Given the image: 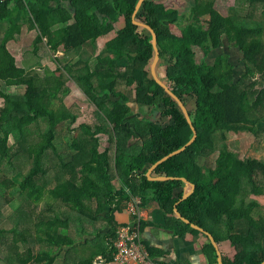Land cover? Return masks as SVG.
<instances>
[{"label": "trees", "instance_id": "trees-1", "mask_svg": "<svg viewBox=\"0 0 264 264\" xmlns=\"http://www.w3.org/2000/svg\"><path fill=\"white\" fill-rule=\"evenodd\" d=\"M228 1L179 0L181 6H168L144 0L136 13L137 21L156 32L164 82L188 108L197 130L188 149L158 164L152 174L195 184L194 193L176 208L218 244L233 248L223 264H261L264 204L258 198H264V159L241 157L229 148L225 133H264V0H233L250 8L245 15L228 14L218 5ZM136 2L0 0V80L26 72L4 39L18 26L16 17L36 31L37 45L50 33L45 46L51 53L68 54L83 46L95 52L102 42L93 66L67 57L66 72L49 70L22 84V92L5 93L8 108L0 105V264H94L99 254L112 259L118 227L125 224L116 222L115 214L131 196H138L141 206L154 202L164 217H173L170 228L176 235L201 234L173 216L182 181H149L145 176L152 164L188 143L193 131L176 101L150 75V34L132 23ZM192 8L200 20L208 18L206 27L187 25L174 36L171 26ZM225 48L242 55L241 69L227 53L211 63L206 60ZM196 50L202 53L200 62ZM69 78L96 107L99 123L93 132L80 125L86 131L59 156L57 128L72 127L79 114L62 104ZM133 104L148 109L144 117L132 113ZM48 151L59 156L57 165L45 164ZM19 174L23 178L18 183ZM12 198L20 207L7 214L13 217L12 226L4 228L1 217ZM86 247L90 251L85 253ZM204 251L209 264H217L209 239Z\"/></svg>", "mask_w": 264, "mask_h": 264}, {"label": "rangeland", "instance_id": "rangeland-1", "mask_svg": "<svg viewBox=\"0 0 264 264\" xmlns=\"http://www.w3.org/2000/svg\"><path fill=\"white\" fill-rule=\"evenodd\" d=\"M164 1L166 5L171 6L172 4H177L179 6L180 2L179 0H160ZM218 5L222 7L223 10H225L226 13L232 14L236 13L238 15H245L250 12V8L245 7L244 9L242 7H238L234 4L233 0H230L223 5L218 2ZM256 12V11H255ZM259 12L255 15L258 16ZM18 21V26H13L8 30L9 33L8 40L6 39V45L8 47V50L12 57L18 61L20 65L26 66L25 69H28L27 72L21 77H10L8 80H0V85L4 86L3 91L0 89V105L4 106L5 108H8V102L7 98L5 96V93L12 90L13 92L20 93L23 91L24 86L22 84L29 82L31 76L35 75L36 73H49V70L54 73H61L62 71L66 72V69L64 67L67 60L72 59L76 61L77 59H81L85 56L83 53L76 51V52H70L68 54H62L61 52L51 53L48 52L47 49L43 46H39L36 43H34L33 38L36 36L35 30L30 31L28 28V25L23 22L19 17H16ZM208 18L200 20L196 13L194 12L193 8L190 10H186L182 15L180 16L179 20L176 22V24L171 26V32L175 36L181 35L183 33V30L187 25H192L195 28H205L207 25ZM50 33L46 34L45 37H43V42L46 43L48 41V38L50 37ZM102 42H97L96 46L101 44ZM38 46V47H36ZM197 52V60L200 62L202 60V53ZM87 53V52H86ZM227 53L233 60L232 62L236 64V66H239L241 69L243 67V64L241 63L242 55L233 48H225L223 51L219 50L217 52H212L210 56L206 59L208 62H212L215 57L219 54ZM103 55H107L109 58H117L118 55L114 53H103ZM57 57V59H56ZM69 59H68V58ZM33 62V63H32ZM82 63L79 62L77 66H81ZM239 69V70H240ZM156 74L160 79H164L163 81H166L165 79V69L163 67L156 68ZM65 85L69 89L68 95L62 99V104L69 108H77L78 111V118L74 125L70 128H67L66 126H59L57 128V150L61 154L65 152H69V147L71 142L74 139L80 138L82 133H84L86 130L83 127H79L80 125L88 126L90 128V131L93 132L95 126L99 123L95 117V111L96 107L91 104L88 100V98L84 97L80 91H76L75 88L78 87V85L72 80L68 79L65 81ZM93 90L95 93H102L98 86H96V81L93 79ZM16 88H13V87ZM76 86V87H75ZM168 86V85H167ZM260 87H264V82L261 83ZM80 88V86H79ZM72 91V92H70ZM126 95L130 96L129 89L125 90ZM95 97L97 98V95L95 94ZM88 101V102H87ZM136 110V114L138 115H145L148 109H139L134 106L133 107ZM137 108V109H136ZM138 110V111H137ZM140 118V117H139ZM152 119L156 122H161L159 120L158 114H153L151 116ZM100 119V118H99ZM163 121V120H162ZM226 135V143L228 144L230 149H233L237 151L241 157L243 158H257V159H264V133H260L259 136H255L248 132H229L225 133ZM100 141L104 142L103 137H100ZM102 147V146H101ZM58 156V157H59ZM58 157L56 154H54L52 151H48L46 153V159L45 164H53L54 166L59 163ZM64 157V156H63ZM62 157V158H63ZM51 174V172H50ZM23 176L22 174H19L15 177L16 182H20L22 180ZM49 179H51V176H49ZM54 180V177H53ZM55 181V180H54ZM42 183V181H40ZM51 184V183H50ZM8 195V194H7ZM9 197V196H6ZM261 202V204H264V198L259 197L258 198ZM12 203L9 204L8 207L4 209L6 211V215H3L1 217L2 220V227L4 228H10L12 226V218H8L7 214L15 211L17 207L20 206L19 201L16 198H12ZM48 199H45L42 201V203L39 204L38 210H42L45 206V203ZM52 199H49L51 202ZM3 211V214H4ZM229 250V247L226 251ZM90 250H86V252H89ZM85 252V253H86ZM84 253V254H85ZM231 254L234 253L233 249L230 252ZM30 264H40L38 262H31Z\"/></svg>", "mask_w": 264, "mask_h": 264}, {"label": "crops", "instance_id": "crops-1", "mask_svg": "<svg viewBox=\"0 0 264 264\" xmlns=\"http://www.w3.org/2000/svg\"><path fill=\"white\" fill-rule=\"evenodd\" d=\"M30 31H33V30H30ZM4 39L8 40V37L6 38L4 36ZM35 39H36V36L33 38L34 43H35ZM42 40H44V39H42ZM101 44L97 45L98 48L96 49L95 52H93V48L91 46H83V48L78 50L79 52L83 53V55H85L81 60H88L89 63L91 64V66H93L94 61H95L94 56L99 51L102 50ZM39 46H43L46 48L44 43L39 44ZM36 47H38V46H36ZM7 49H8V47H7ZM230 61L231 62L233 61L231 59V57H230ZM16 63L18 66L26 68V66L20 65L17 60H16ZM161 67H162V65L160 64V60H158L156 68H161ZM156 68H155V71H156ZM27 70L28 69H26V72H27ZM41 74H42V72L36 73L33 76H40ZM56 74H59V73H56ZM160 80L163 81V79H160ZM2 88H4V86L0 85V89L3 91L4 89H2ZM13 88H16V87H13ZM75 90L80 91L82 93V91L80 90L79 87H76ZM8 92H13V91L10 90ZM70 92H72V91H70ZM82 95L84 96L83 93H82ZM134 106H136V105L135 104L131 105V111L134 115H138V114H136L137 113L136 110L133 108ZM67 108H69V107H67ZM75 111H77V108ZM144 116L145 115L141 116L140 118H142ZM151 175H152V177H155L152 173H151ZM145 176H146V173H145ZM182 189H183V193H182V195H183L185 190H186L183 182H182ZM19 207H17L16 210ZM13 211H12V214H13ZM140 214L142 217V221H141L142 242H143L145 248L148 250L149 255L153 259L158 260L162 264H209L208 256L204 251V248L207 245L209 238L204 233L201 232V234L195 235L193 233L187 232V233H184L183 235H176L174 233V226H172L170 228V222H171L170 219L173 217H171V216L164 217V215L158 209L157 205L154 202H148L145 205H142L141 209H140ZM173 216L175 217L174 212H173ZM115 217H116L115 219H117L116 222H119V223L130 222V216L125 212L124 207L120 213L115 214ZM101 230H103V231L105 230L107 232L108 229H101ZM90 238L93 241L95 239V236H90ZM102 243H103V240H99L98 244H99V247H101V248H103ZM106 244H107V242H106ZM228 247H229V250L226 251L228 249ZM88 248L89 247H86V250ZM218 248H219V251L221 252L222 259H223V256H225V255L231 257L234 254V253H232V254L230 253L233 248H231L228 243L218 244ZM86 250H85V248H82V251L85 252ZM99 255H101V254H99ZM217 264H218V261H217Z\"/></svg>", "mask_w": 264, "mask_h": 264}, {"label": "water", "instance_id": "water-1", "mask_svg": "<svg viewBox=\"0 0 264 264\" xmlns=\"http://www.w3.org/2000/svg\"><path fill=\"white\" fill-rule=\"evenodd\" d=\"M144 0H137L136 4H135V8H134V12L132 13V23L140 28H143L145 30H147L150 34V45H151V49L153 52V59L152 62L149 66V72L150 75L152 77V79L162 88L165 90V92L174 100L176 101V103L178 104V106L180 107V109L182 110V113L184 115V117L186 118L188 124H190L191 129L193 131V136L192 138L189 140L188 143H186L184 146L180 147L178 150L169 153L168 155L164 156L163 158H161L160 160L156 161L154 164H152V166L148 169V171L146 172V177L149 181H168V180H174V179H180L184 185H185V192L182 195L181 199L178 200L177 203L174 204L173 206V212L175 214V217L179 220H181L182 222H184L185 224L190 225L192 228L204 233L209 240L211 241L212 245L215 247L216 252H217V261L218 264H223V259L221 256V252L219 251L218 248V244L215 241L213 235L209 232H206L203 228L199 227L198 225H195L193 223H191L188 219H186L185 217L181 216V214L178 212L177 210V204L181 203L182 201L186 200L190 195H192L196 189L195 184L191 183L188 179L186 178H175V177H166V176H155L152 177L151 173L153 171V169L160 163H162L163 161L167 160L168 158L178 155L181 152H184L186 149H188L191 144L196 140L197 138V130L194 127L188 108L185 106V104L182 102V100L167 86V84L164 81H161L158 76L156 75V65L158 63V60H160V51L158 48V39H157V35L156 32L153 31V29L151 27H149L147 24L143 23V22H139L135 19L136 13L138 12V10L140 9L142 3ZM264 264V261L261 263Z\"/></svg>", "mask_w": 264, "mask_h": 264}, {"label": "built area", "instance_id": "built-area-1", "mask_svg": "<svg viewBox=\"0 0 264 264\" xmlns=\"http://www.w3.org/2000/svg\"><path fill=\"white\" fill-rule=\"evenodd\" d=\"M124 209L130 216V222L118 227L116 239L113 242L112 259L98 255L94 264H162L149 255L142 242L141 199L138 196H131L125 203Z\"/></svg>", "mask_w": 264, "mask_h": 264}]
</instances>
